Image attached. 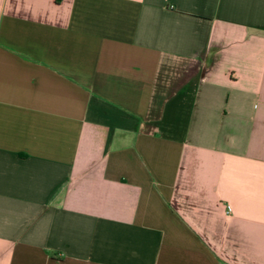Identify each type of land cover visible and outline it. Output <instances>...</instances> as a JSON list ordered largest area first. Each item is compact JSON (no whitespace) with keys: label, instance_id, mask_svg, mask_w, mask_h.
<instances>
[{"label":"crops","instance_id":"crops-1","mask_svg":"<svg viewBox=\"0 0 264 264\" xmlns=\"http://www.w3.org/2000/svg\"><path fill=\"white\" fill-rule=\"evenodd\" d=\"M0 264H264V0H0Z\"/></svg>","mask_w":264,"mask_h":264}]
</instances>
